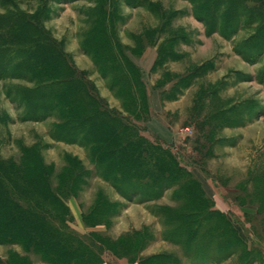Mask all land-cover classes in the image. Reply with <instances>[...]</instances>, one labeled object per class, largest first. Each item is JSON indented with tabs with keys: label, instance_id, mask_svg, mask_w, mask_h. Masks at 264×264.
<instances>
[{
	"label": "rangeland",
	"instance_id": "374dc122",
	"mask_svg": "<svg viewBox=\"0 0 264 264\" xmlns=\"http://www.w3.org/2000/svg\"><path fill=\"white\" fill-rule=\"evenodd\" d=\"M210 16L230 32H208ZM46 34L101 106L134 126L133 142L171 155L174 174L159 188L126 177L125 187L144 192L124 197L102 174L131 169L99 163L81 137L55 139V116L26 113L18 92L35 82L11 69L20 47ZM83 40L99 54L100 42L123 44L145 88L140 119L123 110ZM40 62L33 69L45 73L50 63ZM33 154L67 208L63 249L83 241L93 264H264V0H0V163L33 162ZM16 256L56 264L0 242V263Z\"/></svg>",
	"mask_w": 264,
	"mask_h": 264
},
{
	"label": "trees",
	"instance_id": "16d2710c",
	"mask_svg": "<svg viewBox=\"0 0 264 264\" xmlns=\"http://www.w3.org/2000/svg\"><path fill=\"white\" fill-rule=\"evenodd\" d=\"M210 17L204 20L208 32L219 31L223 36L230 32L232 24L223 21L217 25ZM101 43V54L86 40L82 42V49L91 55L99 73L109 79V87L122 101L126 114L140 119V114L145 111V88L140 69L128 57L121 42L108 40L99 45ZM38 44L21 46L18 56L21 62L11 69H19L35 82V86L24 87L22 92H18L26 113L31 116L45 112L47 117L55 116L54 129L58 131L54 132L55 139L73 137L74 140L81 137L90 145L92 155L99 163L108 165L114 161L121 162L131 169L118 168L112 173L104 171L102 174L126 198L132 194L141 195L144 189L142 185L125 187L123 182L126 177L134 180L139 176L151 178L156 188L164 180L170 179L174 174L171 155L155 144L133 142L132 138L136 137L134 126L101 106L86 81L75 73L60 44L49 39L47 34L45 40ZM44 56L50 67L45 73L39 74L33 67L39 65ZM45 87L46 92L35 98L39 90ZM32 161L19 162L20 165L0 163H5L0 165V242L19 244L25 251L39 253L49 263L93 264L91 259L97 256L90 245L83 241L84 245L80 242L75 248L70 249L65 245L63 249L64 243L60 237L66 233L62 218L68 214L67 208L47 186L49 171L46 165L36 154H33ZM151 168L160 173V181L158 176L152 178ZM33 173L39 175L41 182L24 192L23 187L27 183L31 185ZM154 179H158L157 182ZM16 257L21 259L20 256ZM9 261V264H23L22 259L16 261L12 258Z\"/></svg>",
	"mask_w": 264,
	"mask_h": 264
},
{
	"label": "crops",
	"instance_id": "0c3cea01",
	"mask_svg": "<svg viewBox=\"0 0 264 264\" xmlns=\"http://www.w3.org/2000/svg\"><path fill=\"white\" fill-rule=\"evenodd\" d=\"M144 53H145V51H144ZM144 53L142 54V56L144 55ZM156 56H157V53H155V55H154V58H153V59H155V58H156Z\"/></svg>",
	"mask_w": 264,
	"mask_h": 264
}]
</instances>
